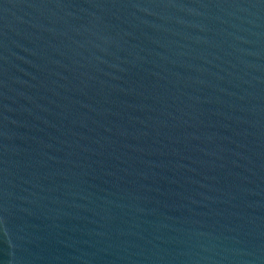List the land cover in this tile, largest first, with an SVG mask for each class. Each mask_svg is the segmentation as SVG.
Segmentation results:
<instances>
[{
  "label": "water",
  "instance_id": "1",
  "mask_svg": "<svg viewBox=\"0 0 264 264\" xmlns=\"http://www.w3.org/2000/svg\"><path fill=\"white\" fill-rule=\"evenodd\" d=\"M0 264H264V0H0Z\"/></svg>",
  "mask_w": 264,
  "mask_h": 264
}]
</instances>
